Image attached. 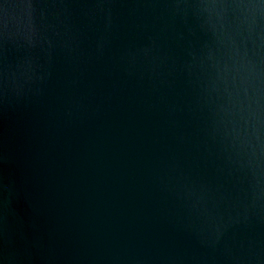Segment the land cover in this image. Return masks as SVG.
<instances>
[{
    "label": "water",
    "instance_id": "95a60500",
    "mask_svg": "<svg viewBox=\"0 0 264 264\" xmlns=\"http://www.w3.org/2000/svg\"><path fill=\"white\" fill-rule=\"evenodd\" d=\"M0 264H264V0H0Z\"/></svg>",
    "mask_w": 264,
    "mask_h": 264
}]
</instances>
